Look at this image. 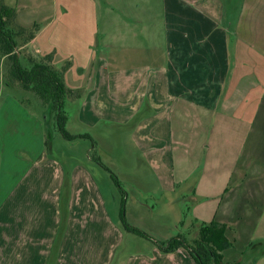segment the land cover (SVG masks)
Here are the masks:
<instances>
[{
  "label": "crops",
  "instance_id": "obj_1",
  "mask_svg": "<svg viewBox=\"0 0 264 264\" xmlns=\"http://www.w3.org/2000/svg\"><path fill=\"white\" fill-rule=\"evenodd\" d=\"M77 1L89 23L79 18L76 28L62 31L72 39L67 46L76 48L65 55L79 57L78 83L63 78L67 88L79 89L73 116L79 135L99 139L100 124L129 128L148 174L166 190L191 182V199L196 206L204 202L210 214L196 218L224 224L227 237L246 206L264 204L258 194L264 191V0ZM40 36L35 32L20 50L35 57L28 52L34 46L37 57L47 55L50 41ZM25 102L0 79V264H47L60 224L67 168L47 157L43 118ZM178 145L192 152L180 155ZM75 174L72 201L84 191L85 176L98 199L89 170L75 165ZM253 208L248 216L254 211L259 222L264 210L258 215ZM98 214L100 231L108 234L100 249L105 256L119 229ZM79 235V217L68 215L54 264H83ZM226 251L225 263L240 264L225 259ZM257 252L250 264L264 261V244ZM148 256L156 257L150 262ZM154 262L196 264L183 248L163 253L152 246L125 264Z\"/></svg>",
  "mask_w": 264,
  "mask_h": 264
},
{
  "label": "rangeland",
  "instance_id": "obj_2",
  "mask_svg": "<svg viewBox=\"0 0 264 264\" xmlns=\"http://www.w3.org/2000/svg\"><path fill=\"white\" fill-rule=\"evenodd\" d=\"M5 3L15 9L17 14L15 21L18 24L28 28L29 31L35 28L36 32L40 31L41 40L50 41L48 54L51 55V64L62 74L63 78L66 77L67 83H78L79 57L74 54L70 59L65 55L69 50L75 53L76 48L67 46V43L72 39L63 37L64 32L62 31L65 26L76 28L79 25V18L82 24L89 23L84 14L79 15L78 1L5 0ZM27 34L28 31L22 34L19 37L20 41ZM41 44L43 45L44 42ZM34 50V46H28V52L37 57ZM21 55L27 56L29 53L22 49ZM22 64L27 65L25 61ZM3 71L4 60H0V79L4 81L7 90L13 91L20 99L25 100V106L28 103L30 107L35 109L36 115L43 118L45 130L52 135L50 147L47 148V157L59 162L61 168H67V173L63 177L61 200L58 207L60 224L53 243V253L47 256V264H54L58 259L57 251L54 252V249H58L68 215L79 217V236L82 237L83 241V246L80 248L83 253V264H125L130 255H140L144 252L145 247L150 248L152 246L159 249L158 243L167 242L177 235L183 236L191 243L198 236V225L209 223L199 221L196 218L207 219L210 214H206L207 216L204 214L207 210L204 202H200L201 204L196 206L195 200L191 199L193 195L191 182L186 181L172 190H166L161 187L155 177L148 174L147 166L150 165L145 163L133 145L130 144L128 139L129 128L114 125L104 127L100 124L95 131L92 129L94 135H97L99 139L79 137L73 141L65 140L55 130L51 106L42 103L39 97L31 91L7 86ZM76 90L79 93V89ZM65 102L64 110L71 116L65 128L70 133L79 134L82 130L79 128V124H75L73 120V116L79 114V94L76 98H67ZM176 152L180 155L186 152L184 155L188 157L192 149L178 145ZM75 165H83L89 170V176L94 182V187L98 188V199L94 198L87 184H85L88 183L85 176L84 180H81L84 191L77 197L78 200L72 201L73 187H71V183L80 175L75 174L73 178L70 176V171ZM112 173L119 180L124 194H122L120 187L114 183L111 177ZM258 194L260 200H264V191H259ZM123 196V212L126 223L130 227L142 231L148 238L138 236L123 228L119 216ZM247 199L251 201V199ZM251 206L244 208V215L240 219L242 220L240 223L229 225L231 229L227 233V239L231 245L225 252V259L234 257L240 259V264H250L252 258L256 257L257 251L264 244V216L261 220L259 219V222L258 218L253 216L254 211L248 216V210L253 208ZM253 209L260 212L264 210V204ZM102 211L106 218L119 229L114 240L110 235V245L107 246L110 248V253L105 256H101L102 251H100L101 244L104 242L103 237L108 238L107 233L102 234L100 231L102 223L98 213ZM260 214L261 212L258 213V215ZM113 242L115 243L114 250L111 245ZM94 243L95 246H93ZM108 254L110 255L108 256ZM44 257L46 259V256ZM138 257L133 260L138 259ZM155 257L149 258L148 256V260L152 262L151 259H155ZM133 260H130V263ZM168 260H163V263H167ZM260 264H264V261H261Z\"/></svg>",
  "mask_w": 264,
  "mask_h": 264
},
{
  "label": "trees",
  "instance_id": "obj_3",
  "mask_svg": "<svg viewBox=\"0 0 264 264\" xmlns=\"http://www.w3.org/2000/svg\"><path fill=\"white\" fill-rule=\"evenodd\" d=\"M15 18V9L6 5L4 0H0V60H4L3 76L6 85L31 91L39 97L42 103L49 104L53 113L55 130L65 140L73 141L79 137H89L71 134L65 128L67 121V114L64 110L65 100L76 98L79 93L65 86L62 74L51 64L50 54L42 57H32L30 54L21 55L20 47L34 38L36 29L29 31L28 28L18 25ZM27 31L26 37L20 41L19 37ZM23 61L27 65H23ZM51 141L52 135L48 132L45 143L49 145ZM111 177L124 194L116 175L112 173ZM123 206L124 196L119 210L123 228L128 232L148 238L142 231L126 223ZM225 228L224 224L212 220L207 224L198 225V236L191 243L183 236L177 235L167 242L158 243L157 246L163 253L183 248L196 264H229L223 261L222 255V251L231 245L225 236Z\"/></svg>",
  "mask_w": 264,
  "mask_h": 264
}]
</instances>
